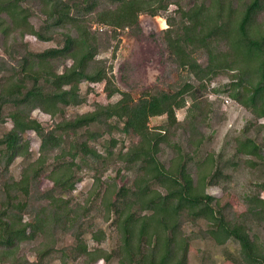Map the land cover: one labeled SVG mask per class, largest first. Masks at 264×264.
I'll list each match as a JSON object with an SVG mask.
<instances>
[{"label":"trees","instance_id":"obj_1","mask_svg":"<svg viewBox=\"0 0 264 264\" xmlns=\"http://www.w3.org/2000/svg\"><path fill=\"white\" fill-rule=\"evenodd\" d=\"M141 14L165 19L157 39L184 74L179 85L135 97L115 84L112 61L125 28L142 32ZM26 36L54 44L32 50ZM95 82L118 98L68 115L87 101L91 88L82 92L81 84ZM210 92L251 115L230 142L231 155L204 150L205 127L222 113ZM40 106L49 125L32 116ZM159 116L165 120L150 126ZM261 119L264 0H0V125L10 123L0 133V264H189L183 225L195 219L206 221L199 238L235 241L240 263L264 264ZM29 132L39 139L35 157ZM114 133L123 138L118 149ZM18 157L26 164L15 177ZM110 167L115 174L105 175ZM244 167L261 181L256 193L239 196L245 210L237 214L207 189L226 191ZM83 170L92 185L80 202L74 191ZM43 178L51 183L44 189ZM65 235L69 243L61 242Z\"/></svg>","mask_w":264,"mask_h":264},{"label":"rangeland","instance_id":"obj_2","mask_svg":"<svg viewBox=\"0 0 264 264\" xmlns=\"http://www.w3.org/2000/svg\"><path fill=\"white\" fill-rule=\"evenodd\" d=\"M175 6H170V9H174ZM140 25L142 32L138 36H133L128 28H125L120 35V44L116 51V56L112 61L113 66V77L115 84L121 89L130 91L135 97H137L141 91L146 88L160 87L168 88L170 85H179L181 82V75L184 74L182 71H177L167 59V53L162 48V45L157 39V33L167 27L166 21L161 16H150L147 14H141L139 16ZM29 41L30 48L32 50L40 51L47 47L53 46V42H42L35 39L33 36H26L25 38ZM110 51L101 53L103 57H109ZM110 62V61H109ZM227 81L226 77L220 78L219 80L213 81L209 88L218 87ZM104 82L95 83H82L81 91H85L87 87L91 88L88 94L86 103L77 106L69 107L67 109L68 115L75 113H83L94 108L95 102L107 103L118 98V95L108 99L103 90ZM209 99H215L218 97L221 100V114L219 118L211 122L205 127V132L209 136L206 140L204 150L224 152L226 155H231L232 150L230 142L233 137L236 136L243 126L250 119V113L244 109L239 103L229 98L224 93H209ZM186 107L178 109L176 111L177 119L182 120L186 114ZM32 116L40 121L44 125L51 123L50 116L44 112L43 106L34 110ZM165 120V116L153 117L150 119V126H156L161 124ZM264 119L260 120L262 123ZM10 127V123L7 122L0 125V133L7 130ZM114 137L120 139L119 144L116 146L118 149L123 142V138L119 133H114ZM25 137L30 141V150L32 151L33 157L38 153L39 139L33 133L29 132L25 134ZM107 138L108 136H104ZM97 144L98 147L103 144ZM125 143H128L126 139ZM26 164V161L18 157L14 160L11 165V173L18 177L20 175L21 168ZM83 179L76 186L74 191L75 200L82 202L88 193V190L92 185L91 173L87 170H83ZM114 175L115 170L110 167L105 175ZM257 177L249 171L248 168L244 167L239 172L235 173L234 179L229 183L226 191H223L218 186H211L207 189V192L211 195L216 196L222 205L230 204L232 209L237 213H242L245 207L240 200L239 196L242 197L245 193L254 194L258 190V186L254 185L255 181H260L255 178ZM51 183L43 178L40 188L44 189L50 186ZM264 197V192L261 193ZM94 222L99 226H104L100 218L96 215ZM206 221L204 219H195L186 222L183 225L184 232L190 236V251L188 253L189 264H242L239 261V245L235 241H228L225 244L219 245L215 243L212 238H199L197 233L199 229H205ZM88 242L94 244L89 240ZM71 238L68 235L62 237L61 242L69 243ZM107 243L102 245L106 246ZM28 256H33L28 251ZM49 264H63L57 258H52ZM75 264V263H68ZM96 264H105L102 260ZM109 264H117L115 261Z\"/></svg>","mask_w":264,"mask_h":264},{"label":"built area","instance_id":"obj_3","mask_svg":"<svg viewBox=\"0 0 264 264\" xmlns=\"http://www.w3.org/2000/svg\"><path fill=\"white\" fill-rule=\"evenodd\" d=\"M100 29H103V27H100Z\"/></svg>","mask_w":264,"mask_h":264}]
</instances>
